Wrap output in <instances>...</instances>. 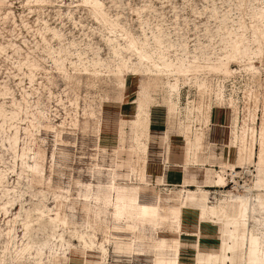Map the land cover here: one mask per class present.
<instances>
[{"label": "rangeland", "instance_id": "374dc122", "mask_svg": "<svg viewBox=\"0 0 264 264\" xmlns=\"http://www.w3.org/2000/svg\"><path fill=\"white\" fill-rule=\"evenodd\" d=\"M103 2L105 20L85 0H0V264L99 262L74 229L109 264H264L250 255L251 235L264 240V40L252 37L264 0ZM228 30L250 41L253 70L245 58L229 74L177 73L179 59H224ZM132 84L135 110L120 115ZM156 134L185 158L182 188L159 186L164 166L148 173ZM43 196L68 222L62 250L48 230L25 237Z\"/></svg>", "mask_w": 264, "mask_h": 264}, {"label": "bare ground", "instance_id": "6f19581e", "mask_svg": "<svg viewBox=\"0 0 264 264\" xmlns=\"http://www.w3.org/2000/svg\"><path fill=\"white\" fill-rule=\"evenodd\" d=\"M85 3H86L87 7H90L93 10L94 14H96L98 17H100L104 20L106 19V14L103 10V7H104L103 0H85ZM253 16L256 17V14ZM258 17L260 19H262V21L253 19L254 24H253V35H252V37H253L254 42L259 46V49H260V47L263 44L262 42L264 40V16H263V14H261ZM155 40L160 45L164 44L163 41L160 39V37H155ZM223 41L226 44V48L229 49V52L224 57V59H217V60L209 59L208 60L209 62L207 63L206 66H201L198 64L193 65L189 60L179 59V66L176 69L177 73L181 74V76H183L186 80L188 79V77H191V76L196 77L198 74L203 73V72H209V73L213 72L216 74H220V73L229 74V73H232V69L230 67V64H232V63L235 64L236 62H239L240 59H245V58L248 59V62L252 66L247 71L253 70V62H252V58H251L252 49H251L250 41H248V38H245V36L243 34H241V36L239 37L238 35H235L234 32L228 30L225 34V37L223 38ZM140 61L141 62H147L148 64H153L155 66L161 65L166 69H170V68L174 67L173 63H168V62L162 61V60H161L162 61L161 64L157 63V61H154L152 59V57H151V55H149V53L143 52V51L141 52ZM138 71H139V69L136 70V72H138ZM59 137H60V140L63 142L64 130H61ZM16 146H17V141L15 140V142L12 146L13 150H15ZM24 158L26 159L25 154L23 155V159ZM25 165L27 166V168H29V170L34 172L33 167L29 163L25 162ZM5 180H6V175H3L2 171L0 170L1 187H3L2 184L4 183ZM10 194H11V191H6L3 193V196H5L8 199L7 204H12V202H11L12 198L9 197ZM0 195H2V193H0ZM141 199H143V198L141 197ZM44 201H47L46 196H43V200H42V202H43L42 207L43 208L42 209L38 208L37 205H34V209H33L32 213L28 212V211L25 212L26 213V217H25V221H24L25 222L24 223L25 232H26L25 237L28 235L32 236V234L36 233V232L37 233H39V232L45 233L46 230H48V231H50L49 238L52 239L53 242L55 240H58V239L60 240V242H61L60 243V248H61L60 250H62L63 247L66 246V241L64 240V232H65L66 227L68 226V222L66 219L61 218L62 214L60 212H58L57 210H54V209H49V206L46 205ZM118 201L123 202V205H121V208L123 210L128 208L126 200L120 198L119 192H118L117 202ZM6 213H8V212H6ZM32 214H36V217H33ZM17 222L18 221H15V223H17ZM36 226H37V228H36ZM74 232L77 233L78 240L85 246L84 248L90 250L91 253H98L99 254L100 261L96 262L95 264H109V250L106 246H104L103 244H99L98 251H95L94 247L91 246L87 242V240H85L83 233L79 232L78 229H74ZM261 237L256 235V234L251 235V238H250V255L253 258L258 257L260 254L264 255V240H262ZM54 243L49 242V246L56 245L58 247V245L54 244ZM42 244H43L42 240H39V242L35 243V245L32 243H29V245L26 247V251L32 252V250L34 249L35 246L40 247V246H42ZM70 250H73L72 246H71ZM158 261H159L158 259H155L154 264H159ZM129 262H130V260H129ZM129 262H126V264H128Z\"/></svg>", "mask_w": 264, "mask_h": 264}, {"label": "crops", "instance_id": "0c3cea01", "mask_svg": "<svg viewBox=\"0 0 264 264\" xmlns=\"http://www.w3.org/2000/svg\"><path fill=\"white\" fill-rule=\"evenodd\" d=\"M135 88L136 86L134 84L130 85L127 93L125 95V101L120 105V108L118 109L120 111V115H126V112L135 110L133 105V102L131 103H126V100L135 93ZM156 109L154 108L153 111ZM161 121H163L162 118H158V121L154 122L152 125L153 129H158L160 125H158ZM152 132V129H151ZM156 133V132H155ZM154 134V132H153ZM152 136V135H151ZM155 138V141H151L150 147L154 146L156 148L155 153L150 154L151 150L149 149V157H148V164H149V169L148 173L151 174V177L154 179H158L161 177V170L162 167H165V184L164 185H159L160 187H163V190H174L178 188H182L183 182H184V168H183V162L185 160L177 159L172 157V151L168 152L167 149L161 144V138L159 137L158 134L155 136H152ZM157 140V141H156ZM158 146V149L156 147ZM154 150V149H153ZM169 158L170 163H167V159ZM157 167V168H156ZM197 178L200 182L204 179V171L200 170L197 172ZM157 183V181L155 182ZM194 188V187H192Z\"/></svg>", "mask_w": 264, "mask_h": 264}]
</instances>
